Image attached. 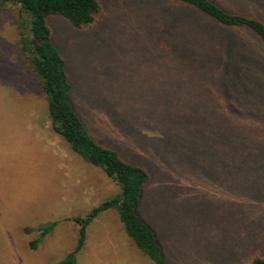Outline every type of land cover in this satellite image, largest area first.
<instances>
[{
  "label": "rangeland",
  "instance_id": "374dc122",
  "mask_svg": "<svg viewBox=\"0 0 264 264\" xmlns=\"http://www.w3.org/2000/svg\"><path fill=\"white\" fill-rule=\"evenodd\" d=\"M216 1L264 20V0ZM98 2L104 14L89 32L46 20L75 115L95 143L148 173L137 213L166 264H246L264 232V47L207 31L172 0ZM26 23L0 0V264H152L113 210L89 223L67 259L78 235L70 219L118 190L50 130L20 50ZM173 184L185 199L170 195Z\"/></svg>",
  "mask_w": 264,
  "mask_h": 264
},
{
  "label": "trees",
  "instance_id": "16d2710c",
  "mask_svg": "<svg viewBox=\"0 0 264 264\" xmlns=\"http://www.w3.org/2000/svg\"><path fill=\"white\" fill-rule=\"evenodd\" d=\"M12 1L27 18L29 36L23 38L18 34L20 50L28 56L31 70L38 78L41 90L45 94L50 130L82 161L99 169L114 182L118 190L115 196L91 208L85 216L70 219L77 226L78 235L76 245L67 259L70 260L71 256L83 247L85 230L89 223L100 213L113 210L126 237L134 247L152 264H166L151 225L143 221L137 213L143 195L141 191L149 181L148 173L142 167L122 160L116 151L95 143L87 134L72 109L70 84L64 71V60L52 44L50 31L46 25L47 18L61 17L73 31L89 32L101 22L104 14L98 0ZM172 1L201 15L207 31L211 29L219 31L226 38L230 37V34L233 36L245 34L249 40L255 38L264 47V20L262 22L256 20L251 13L232 10L228 7L229 3L222 5L216 0ZM171 172L172 177L175 175L182 179L183 174L177 162L172 163ZM175 187L177 190L170 195L177 196V199H185L184 186ZM29 245L31 248L34 247L33 243ZM250 247L246 264H264V232L260 240L253 242Z\"/></svg>",
  "mask_w": 264,
  "mask_h": 264
}]
</instances>
